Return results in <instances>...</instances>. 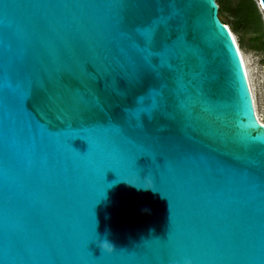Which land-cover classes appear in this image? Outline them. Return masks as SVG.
<instances>
[{"label":"water","instance_id":"water-1","mask_svg":"<svg viewBox=\"0 0 264 264\" xmlns=\"http://www.w3.org/2000/svg\"><path fill=\"white\" fill-rule=\"evenodd\" d=\"M218 8L0 0V264H264V123Z\"/></svg>","mask_w":264,"mask_h":264},{"label":"trees","instance_id":"trees-1","mask_svg":"<svg viewBox=\"0 0 264 264\" xmlns=\"http://www.w3.org/2000/svg\"><path fill=\"white\" fill-rule=\"evenodd\" d=\"M218 13L227 12L231 20L232 32L238 33V42L242 46L243 37L250 34L249 46L264 51V28L255 0H216ZM224 24L226 21L221 20Z\"/></svg>","mask_w":264,"mask_h":264},{"label":"rangeland","instance_id":"rangeland-1","mask_svg":"<svg viewBox=\"0 0 264 264\" xmlns=\"http://www.w3.org/2000/svg\"><path fill=\"white\" fill-rule=\"evenodd\" d=\"M255 3L258 12L260 13L264 28L263 14L259 8L257 0H255ZM218 16L221 20L228 23L226 25L229 28L231 27L232 17H230L227 12H220L218 13ZM232 34L244 61L256 115L264 122V51L254 49L249 46L248 38L250 37V34L243 37L244 43L242 46L238 42V33L232 32Z\"/></svg>","mask_w":264,"mask_h":264},{"label":"clouds","instance_id":"clouds-1","mask_svg":"<svg viewBox=\"0 0 264 264\" xmlns=\"http://www.w3.org/2000/svg\"><path fill=\"white\" fill-rule=\"evenodd\" d=\"M145 189H150V188H145ZM98 243L103 253H112L113 251H115L114 245L107 238L103 240H99ZM186 264H190V262L186 261Z\"/></svg>","mask_w":264,"mask_h":264},{"label":"snow or ice","instance_id":"snow-or-ice-1","mask_svg":"<svg viewBox=\"0 0 264 264\" xmlns=\"http://www.w3.org/2000/svg\"><path fill=\"white\" fill-rule=\"evenodd\" d=\"M231 43H232V44H235V40L233 39V40L231 41ZM234 52H235V55H236V54L238 53V49H235ZM242 64H243V61L240 60V61H239V64H238L239 67L242 66Z\"/></svg>","mask_w":264,"mask_h":264},{"label":"bare ground","instance_id":"bare-ground-1","mask_svg":"<svg viewBox=\"0 0 264 264\" xmlns=\"http://www.w3.org/2000/svg\"><path fill=\"white\" fill-rule=\"evenodd\" d=\"M242 57V56H241ZM242 61H243V58H242ZM243 63H244V61H243ZM244 68H245V65H244ZM245 71H246V68H245ZM247 75V74H246ZM257 116V115H256ZM257 118H258V120L260 121V122H262V123H264L258 116H257Z\"/></svg>","mask_w":264,"mask_h":264}]
</instances>
